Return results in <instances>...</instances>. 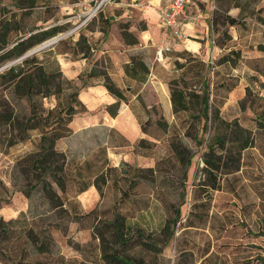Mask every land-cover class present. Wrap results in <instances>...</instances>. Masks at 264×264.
<instances>
[{"label": "trees", "instance_id": "1", "mask_svg": "<svg viewBox=\"0 0 264 264\" xmlns=\"http://www.w3.org/2000/svg\"><path fill=\"white\" fill-rule=\"evenodd\" d=\"M40 1L42 0H15V3L19 8L29 9L38 6ZM216 1L218 3V0ZM241 10L244 14L243 8ZM50 18L51 16L44 18V22ZM224 18L230 27L241 24L244 17L231 16L224 12ZM260 19L264 23L261 17ZM16 26L0 18V66L21 58L17 62L8 63L0 70V128L3 130L0 133V149L29 139L31 131L36 130L37 133L32 148L22 152L14 160L15 175H12V179L16 190H9L0 179V208L10 203V195L12 196L15 191L20 192L27 199V215L22 220V225H18L19 229L14 227L21 222L19 218L5 221L0 217V264H69V262L70 264H157V259L167 246L173 232V221L167 219L158 227H153L140 224L138 216L148 210V197L160 193L157 186L153 187L155 180H160L158 187L163 190L161 181L168 177L167 174L153 167H131L124 162L119 166H112L104 148L98 149L90 159L83 162L69 160L65 152L58 150L55 146L56 141L72 134L70 121L84 110V106L77 98L78 86L63 74L61 80H56L53 72L46 69L39 56L33 54L34 52L31 55L26 52L41 41L63 32L66 27L57 23L45 29L37 27L36 30L32 29L26 33L20 32ZM229 27L222 32L219 31L218 43H230L232 36ZM13 31L15 33H12ZM70 35L72 38L73 35ZM122 36L129 44L138 42L137 38L126 30L122 31ZM61 42L62 38L56 41L54 45L56 50L59 49L58 47L68 50L75 46L83 56H87L90 51V44L82 35L75 45L72 42L66 47ZM259 49L264 50V44H260ZM240 51L234 44L226 51L228 53L221 54L219 62L230 63L233 55L235 57L241 55ZM98 64L99 61L94 63L89 76L101 77L108 92L116 98V102L106 106V110L113 116L117 112L120 100L127 99L124 95L125 90L112 82L106 70L107 65L101 62V68H97ZM201 64H204L203 60L191 56H185L183 61H175L180 73L168 81L172 111L174 118L179 117L181 113H185L186 118H183L180 126L175 122L172 123L173 121L169 122L165 117L164 122L158 123L165 133L170 130L168 140L170 148L178 161L187 166L191 164L193 154L181 143L182 138L185 136L200 140L199 133L207 128L211 118L207 88L205 86L196 89L195 85V81L200 79ZM58 70L59 74L62 73L59 65ZM125 72L141 80L144 74L148 73V67L141 60L133 57L132 65H126ZM62 82L76 87L75 98L80 110H75L71 104L60 107L59 102L50 107L44 106V98H49L51 95L57 97L62 90ZM8 95L11 98L23 99L27 103L29 114L19 116ZM142 108L146 109L145 106ZM213 113V119H218L217 111L214 110ZM141 123L143 135L136 142L134 151L141 155L153 156L151 149L155 142L149 136L155 139L157 137L149 132L142 120ZM234 145L236 151L241 153L243 149L248 148L249 140ZM216 149L229 153L224 133L216 134L213 141L207 143V150L204 152L206 168L210 164L214 169H220L222 162L210 159V155H214ZM184 152L188 157L183 155ZM182 176L184 180H188V172L183 171ZM21 181L24 182V186L17 188L15 184ZM90 184L99 191L100 202L86 212L70 209L68 199L85 190ZM140 186H143L142 194L137 190ZM2 194L8 195L7 198H2ZM33 195H36L39 201L31 206ZM177 212L176 218L181 219L180 210ZM28 215H31L30 218ZM22 216L25 215L21 213ZM44 219L48 221L45 225ZM26 220L28 222H25ZM72 224L76 225L72 226ZM44 226L50 229L64 226L66 228L64 232L71 226L77 227L78 232H89V237L84 241L77 240L73 244L68 240V245L65 246H71L78 254L70 257L61 251L62 245L59 244L61 241L56 238L58 233L53 232V238L52 231L45 229ZM163 234L166 235L165 239L161 238ZM57 243L60 246H57Z\"/></svg>", "mask_w": 264, "mask_h": 264}, {"label": "rangeland", "instance_id": "2", "mask_svg": "<svg viewBox=\"0 0 264 264\" xmlns=\"http://www.w3.org/2000/svg\"><path fill=\"white\" fill-rule=\"evenodd\" d=\"M76 1L77 3H74ZM94 1L42 0L35 8L23 9L16 6L15 0H0V18L8 20L11 25H17L20 32L26 33L32 29L36 30L37 27L45 29L57 23L65 25L63 32L41 41L26 54L53 37L62 38L61 44L69 47L72 44L70 34L77 32L74 28L88 14ZM118 1L113 0L105 6L113 5ZM233 5H240L243 8L245 16L250 18L248 26L250 30L254 29L255 34L250 44L235 45L241 50V55L239 57L233 55L230 63H220V55L205 60L204 64L200 65V79L195 81V85L196 89L205 86L207 88L211 118L207 128L200 131L198 137L200 140L185 136L182 138L181 143L193 154L189 166L181 164L170 148L168 141L170 130L165 133L158 124L165 120L162 109L156 105L149 109H138L143 124L153 136L157 137L155 139L149 136L155 142L151 149L154 159L153 169L160 170L168 176L161 181L163 190L158 187L160 180H155L153 187L157 186L160 193L148 197V210L138 216L140 224L153 227H158L167 219L173 221V232L167 246L159 255L157 264H264V50L259 49V45L264 44V26L259 30L257 28V22L263 23L257 13H262L263 9L257 10L256 7L263 6L264 0H218L214 10L216 17L215 15L212 17L214 29L222 32L229 27L225 22L224 12ZM49 16L51 18L44 22V18ZM224 38L226 39V36ZM55 44L56 42L33 54L43 60L46 69L53 72L56 80H61L62 73H58V65L52 50ZM224 52L228 53L223 51V54ZM136 58L141 60L142 56ZM20 59L19 57L2 64L0 70L8 63ZM170 61L167 68L171 80L179 75L180 70L173 59ZM100 66L101 62L97 68H101ZM185 77L187 78V75ZM61 87L62 90L57 97L51 95L49 98H44V106L50 107L59 102L60 107L71 104L75 110H80L75 98L76 87L64 82ZM8 97L19 116L29 114L27 103L23 99L11 98L10 95ZM214 110L219 117L215 120ZM185 115L181 113L172 120V123L175 122L180 126L183 118H186ZM2 131L0 128V133ZM36 133V130L31 131L29 139L0 149V179L9 190H16L12 179V175H15L14 160L16 156L32 148ZM223 133L229 153L216 149L215 154L210 155V159L220 160L222 162L220 169L216 170L210 164L206 168L204 152L207 150V143L212 142L216 134ZM80 139V132L68 139L69 146L65 154L69 160H81L84 152L78 146H73ZM245 140H249L248 148L243 149L241 153L236 151L234 143L239 145ZM183 155L188 157L186 152ZM183 171L188 172V180L182 178ZM15 185L18 188L24 186V182ZM214 186L217 188L215 189ZM137 190L142 194L143 186ZM8 195L2 194V198H7ZM10 197L12 198L11 195ZM37 201L39 198L33 195L31 206ZM177 210H180L181 219L176 218ZM21 213L25 216L21 217ZM26 213L27 199L20 192L16 193L15 197L13 195L10 203L0 209V217L5 221L19 218L21 222L14 225L16 228L22 225ZM28 216L30 218L31 215ZM47 222L44 219L43 224ZM44 227L52 233L57 232L56 238L63 246L68 245V240L73 244L77 240H85L89 237V232H78L77 227L71 226L66 232L64 226L51 229ZM161 238L165 239L166 235L163 234ZM59 244L57 243V246ZM71 251H74L73 248L68 246L66 252Z\"/></svg>", "mask_w": 264, "mask_h": 264}, {"label": "crops", "instance_id": "3", "mask_svg": "<svg viewBox=\"0 0 264 264\" xmlns=\"http://www.w3.org/2000/svg\"><path fill=\"white\" fill-rule=\"evenodd\" d=\"M166 1L119 0L105 6L71 38L74 45L80 35L87 39L90 44L87 56H83L75 46L68 50L54 48L60 71L64 77L76 83L77 98L84 106V110L70 121L72 134L56 141L58 150L66 152L68 139L80 132L81 139L73 145L84 152L80 162L90 159L94 152L104 148L112 166L124 162L131 167L152 168L153 156L134 151L136 142L143 135L138 109L142 106L149 109L156 105L162 109V114L169 122L174 119L168 84L167 67L170 60L183 61L185 56L209 60L230 50L234 44H250L254 37V29L250 30L248 26L250 18L245 17L241 6L233 5L225 13L236 17L241 15L244 17L243 24L229 27L232 36L229 44L218 43L220 32L212 24L217 6L212 10L210 2L195 0L189 7L191 19L183 25L187 39L171 40L169 50L163 52L161 60H157L156 50L162 42L157 8ZM256 7L257 10L263 9L262 13L257 14L264 20V5ZM263 26V23L257 22L258 30ZM125 30L132 33L138 42H126L122 36ZM136 56H142L141 61L148 67V73L141 80L125 72V66L132 65V58ZM96 61L107 65L106 70L112 82L125 90L127 99L120 100L113 116L106 110V106L116 102V98L108 92L101 77L89 76ZM16 193L19 192L15 191L14 197ZM68 200L70 209L86 212L100 202V194L90 184ZM67 247L63 246L61 251L70 257L78 256L74 251L66 252Z\"/></svg>", "mask_w": 264, "mask_h": 264}, {"label": "built area", "instance_id": "4", "mask_svg": "<svg viewBox=\"0 0 264 264\" xmlns=\"http://www.w3.org/2000/svg\"><path fill=\"white\" fill-rule=\"evenodd\" d=\"M112 1L113 0H95L93 5L89 8L88 14L74 30L78 31L94 15L102 10L105 5ZM194 1L195 0H168L157 8L162 40L159 48L156 50L157 60H161L163 52L169 50L171 40L187 39L188 36L183 29V25L191 19L189 7ZM198 1L210 2L212 10L216 7L215 0Z\"/></svg>", "mask_w": 264, "mask_h": 264}, {"label": "water", "instance_id": "5", "mask_svg": "<svg viewBox=\"0 0 264 264\" xmlns=\"http://www.w3.org/2000/svg\"><path fill=\"white\" fill-rule=\"evenodd\" d=\"M59 39V37H53L51 39L46 40L44 43H42L40 46H38L37 48H34L33 50H31L29 53L41 50V49H45L51 45H53L57 40Z\"/></svg>", "mask_w": 264, "mask_h": 264}]
</instances>
